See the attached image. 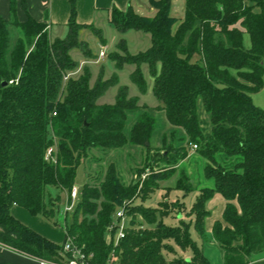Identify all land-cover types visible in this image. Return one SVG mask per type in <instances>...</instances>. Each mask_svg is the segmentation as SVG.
I'll return each mask as SVG.
<instances>
[{"label": "trees", "instance_id": "obj_1", "mask_svg": "<svg viewBox=\"0 0 264 264\" xmlns=\"http://www.w3.org/2000/svg\"><path fill=\"white\" fill-rule=\"evenodd\" d=\"M71 4L64 38H52L48 24L31 15L19 21L14 4L10 19L0 15V244L49 264L71 256L64 251L68 239L89 264H109L113 256L114 264H210L191 229L206 239L207 203L221 194L227 204L211 234L223 251L222 264H248L264 251V109L252 97L264 88V0H186L182 20L171 14L172 0H151L156 9L151 17L132 7L114 8L110 23L121 37L109 58L116 71L93 85L88 67L78 77L68 76L78 67L71 51L94 56L79 38L84 28L105 39L93 24L78 23L75 0ZM131 30L149 34L150 47L130 53L124 35ZM125 65L136 66L131 81L142 94L148 89L142 66L148 67L157 107L140 106L127 85L119 86L114 104L98 103L119 84L117 71ZM157 110L166 116L174 157L186 158L197 145L203 179L213 182L199 191L194 222L170 225L169 212L159 219L157 211L136 205L154 195L162 177L152 173L141 185L127 184L114 161L102 179L82 185L71 221L65 214L63 243L12 214L19 205L52 219L63 191L72 202L78 168L93 150L141 146L148 158L151 138L163 129L149 112ZM150 157L171 163L168 155ZM121 208L126 216L141 215L148 226L133 220L115 245L108 228ZM172 242L191 248L193 259L169 261L165 252Z\"/></svg>", "mask_w": 264, "mask_h": 264}, {"label": "rangeland", "instance_id": "obj_2", "mask_svg": "<svg viewBox=\"0 0 264 264\" xmlns=\"http://www.w3.org/2000/svg\"><path fill=\"white\" fill-rule=\"evenodd\" d=\"M176 14L181 15L179 7L176 9ZM101 24L102 25H93L95 28L102 30L104 39L107 37V40H113L115 37L114 34L117 33L116 28L110 24L108 25V23L104 24L102 21ZM48 29L50 30L49 26ZM11 30L14 33L20 34V31L13 29V27H11ZM82 30L79 33V38L88 45L94 56L89 58L86 57L81 50L73 49L71 55L78 61V67L73 72H70L69 76L78 77L83 73L84 69L88 67L92 75L90 83L93 85L99 76H102V78L106 80L116 71L115 63L112 62L109 57L111 53L118 50V41L116 44L107 48L105 47L107 45L106 39L103 43L91 29L84 28V30ZM51 35L52 38H55V31H53ZM125 38L127 39L129 52L132 54L144 51L151 45L150 35L142 31L131 30L125 34ZM104 48L106 49V54L101 58L100 52ZM135 67V65H125L123 70L117 71L119 75V84L109 88L107 92L99 98L98 103L114 104L119 86L127 85L129 88V96H137L140 106H147L151 109L157 107V99L151 91L153 78L150 76L148 67L146 65L142 66L148 84V89L145 94H142L138 87L131 81L130 75ZM252 97L255 104L264 109V89L258 93H253ZM149 112L157 117L159 126L163 127L161 131L157 132L151 138L149 142V154L151 156L154 154L161 158H167L166 156L168 155L169 157L167 160L171 163L166 164L162 161L156 162L152 160L150 155L146 158L147 148L141 146L126 147L117 150H93L90 153V158L85 159L84 163L78 168L76 186L81 188L86 181L102 179L109 164L113 161L117 163L122 179L127 184L131 182L141 185L144 180L153 173L160 178L162 177V179L156 182L159 184V188L148 201L142 203L140 199L136 200V205L146 207L151 212L157 211L159 219L160 213L164 214L169 212L170 215L165 219V222L170 225H177L181 223V221L192 223L194 222L192 208L200 193V189L205 185L212 186L213 182L212 180L205 181L203 179L202 174L205 162L197 155L194 149L191 148L189 155L182 160L174 157L175 155L178 156V152H175L169 146L171 143V136L168 131L165 114L160 110ZM176 139L178 140V137ZM56 192L55 189L52 190L54 201H56ZM68 195L67 191L62 192L61 199L58 203L59 210L52 219H48L42 215L38 217L48 222L51 226L56 227L55 229L62 230L64 228L65 214H67L66 207L69 205ZM72 202L76 205L78 200ZM210 216L213 217V212H211ZM71 219L72 210L68 212V221H71ZM125 219L127 225L133 220H136V223L148 226L141 215L126 216ZM206 229L208 233L206 239H202L195 230L191 231L192 237L199 248H202L204 254L209 257L210 264H222L223 251L214 240L211 234L212 230H208L207 220ZM172 244L173 248L165 252L166 258L169 261H174L176 259H193L194 253L191 248L182 250L174 242H172Z\"/></svg>", "mask_w": 264, "mask_h": 264}, {"label": "crops", "instance_id": "obj_3", "mask_svg": "<svg viewBox=\"0 0 264 264\" xmlns=\"http://www.w3.org/2000/svg\"><path fill=\"white\" fill-rule=\"evenodd\" d=\"M75 2L77 21L80 24L102 25V21L104 24L108 23V25H112L110 23V15L114 8L126 11L129 7H132L138 14L150 17L156 14V9L151 5V0H75ZM13 4L16 7L17 18L19 21H25L28 18V15H31L37 21L47 23L50 27L51 34L55 31V38H64L67 35L69 30L68 23L72 9L71 0H0V15L3 18H11ZM178 7L181 10V15L176 14V9ZM185 9L186 0H172L171 14L174 17L179 20L183 19ZM173 12L176 15H174ZM114 36L113 40L110 41L107 40V37H105L107 42L105 47L109 48L111 45L116 44L121 37L118 31L114 34ZM245 44L248 47L250 46V37L247 34L245 35ZM152 87L153 81L151 91ZM226 204L227 201L221 194H216L215 197L207 203V208L213 212V217L209 216L207 218L208 230L211 231L214 223L217 220L222 219ZM12 214L22 223L36 230L49 240L59 244L63 243L66 236L65 222L64 228L62 230H57L55 229L56 227L51 226L48 222L38 217L40 215H33L29 212V210L19 205L13 206ZM192 230L197 232L194 227H192L191 231ZM0 264L47 263H43L40 260L21 254L0 244ZM248 264H264V251Z\"/></svg>", "mask_w": 264, "mask_h": 264}, {"label": "built area", "instance_id": "obj_4", "mask_svg": "<svg viewBox=\"0 0 264 264\" xmlns=\"http://www.w3.org/2000/svg\"><path fill=\"white\" fill-rule=\"evenodd\" d=\"M106 54V49H102L100 52V57L103 58ZM69 76V75H68ZM66 77V79L68 78ZM56 114V113H54ZM192 148L195 150L197 148V145H193ZM51 149L48 150L47 152V157L51 156ZM81 195V188L78 186L74 185L73 188L70 191V197L72 201H76L79 199ZM75 205L73 202L69 203V205L66 207V212H69L73 210ZM125 210L124 208L119 209L115 216L112 224L108 228V235L107 238L109 241H114V244L117 245L119 243V240L125 237L126 234V228H127V223L125 219ZM114 233V236H113ZM64 251L65 252H71V256L67 258L65 263L62 264H89L87 258H85V255L80 249H75L73 246V243L71 239H68L67 242L64 245ZM117 259L116 257H112L109 261V264H114L116 263ZM43 263H47L42 261ZM49 264V263H47Z\"/></svg>", "mask_w": 264, "mask_h": 264}, {"label": "water", "instance_id": "obj_5", "mask_svg": "<svg viewBox=\"0 0 264 264\" xmlns=\"http://www.w3.org/2000/svg\"><path fill=\"white\" fill-rule=\"evenodd\" d=\"M3 84H4V85H6L7 83H6V82H4ZM148 144H149V143H148Z\"/></svg>", "mask_w": 264, "mask_h": 264}]
</instances>
